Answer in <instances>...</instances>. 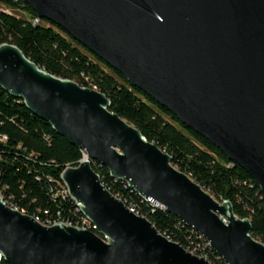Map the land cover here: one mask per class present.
<instances>
[{"label":"water","instance_id":"1","mask_svg":"<svg viewBox=\"0 0 264 264\" xmlns=\"http://www.w3.org/2000/svg\"><path fill=\"white\" fill-rule=\"evenodd\" d=\"M243 168L264 196V0H24ZM0 87L89 159L60 179L93 225H45L0 195V264H210L103 185L91 160L176 216L225 264H264L249 218L171 162L101 91L0 44Z\"/></svg>","mask_w":264,"mask_h":264},{"label":"trees","instance_id":"2","mask_svg":"<svg viewBox=\"0 0 264 264\" xmlns=\"http://www.w3.org/2000/svg\"><path fill=\"white\" fill-rule=\"evenodd\" d=\"M0 4L4 6L0 8V44L16 45L56 76L95 86L108 97L112 111L170 154L174 166L215 199L229 200L238 217L249 218L252 237L264 244V196L243 168L60 27L41 18L34 23L37 15L24 0H0ZM82 154V149L56 133L22 99L0 87V194L6 202L42 223L58 212L80 225L81 214L61 192L60 174L66 166L78 164ZM91 166L112 194L130 204L160 233L184 248L198 238L176 216L151 207L124 181L112 178L105 166L95 160ZM208 253L212 264H223L212 251ZM1 264L9 263L2 260Z\"/></svg>","mask_w":264,"mask_h":264},{"label":"built area","instance_id":"3","mask_svg":"<svg viewBox=\"0 0 264 264\" xmlns=\"http://www.w3.org/2000/svg\"><path fill=\"white\" fill-rule=\"evenodd\" d=\"M39 20V18L37 17L36 19H34V23H37ZM93 89L96 90L95 86L92 87ZM83 151V150H82ZM84 159H89L86 154L84 153L83 151V154H82V158L78 161V163ZM92 161V160H91ZM101 165V164H100ZM101 179V178H100ZM102 181V180H101ZM126 183V182H125ZM127 184V183H126ZM104 185V184H103ZM105 186V185H104ZM128 186V185H127ZM62 190L61 192L65 195H68V191H67V188L65 187V185L62 183ZM106 188V187H105ZM107 189V188H106ZM131 189V188H130ZM132 190V189H131ZM1 195V194H0ZM114 195V194H113ZM2 196V195H1ZM116 196V195H114ZM3 197V196H2ZM117 198H119L134 214L136 215H139V216H142L144 217L143 215H140L138 213V211H136L130 204H126L125 200H122L120 197L116 196ZM140 197V196H139ZM70 198V197H69ZM4 199V198H3ZM71 199V198H70ZM72 200V199H71ZM143 200V199H142ZM5 201V200H4ZM73 201V200H72ZM145 201V200H144ZM6 202V201H5ZM146 202V201H145ZM8 205L12 206V207H15L11 204H9L8 202H6ZM74 203V201H73ZM148 203V202H147ZM149 204V203H148ZM150 205V204H149ZM75 206V209L77 210V212H79L81 214V224H75V222L70 219V218H63L59 215V213L57 212V214L54 216V217H49V218H46L45 220V223H42V224H45V225H52V224H56V223H64V224H67V225H70V226H76V227H80V228H87V229H90L91 228L93 229V225L90 223V221L80 212L79 208L74 204ZM151 206V205H150ZM153 207V206H151ZM16 208V207H15ZM155 208V207H153ZM18 209V208H17ZM23 212V211H22ZM35 218V217H34ZM36 219V218H35ZM38 220V219H36ZM40 222V221H39ZM181 222V221H180ZM182 223V222H181ZM183 224V223H182ZM153 225V224H152ZM184 225V224H183ZM154 226V225H153ZM185 226V225H184ZM190 228V227H188ZM192 231H194L195 233H197V239H195L194 241H191L190 244H188L186 246V248H184L185 250H187L188 252H190L191 254L193 255H196L198 257H202L204 259H206L210 264H212V262L209 260V253L208 251H212L214 254H215V258L217 260H221L222 259L210 248L208 241L200 234L198 233L196 230H194L193 228H190ZM162 235H164L163 233H161ZM165 236V235H164ZM166 237V236H165ZM168 238V237H166ZM169 239V238H168ZM171 240V239H170ZM223 264H225L223 261H222Z\"/></svg>","mask_w":264,"mask_h":264},{"label":"rangeland","instance_id":"4","mask_svg":"<svg viewBox=\"0 0 264 264\" xmlns=\"http://www.w3.org/2000/svg\"><path fill=\"white\" fill-rule=\"evenodd\" d=\"M0 8H1V9H3V8H4V6H3L2 4H0Z\"/></svg>","mask_w":264,"mask_h":264}]
</instances>
